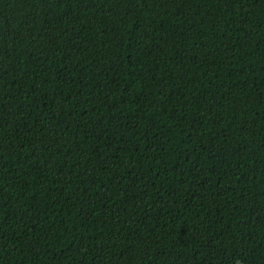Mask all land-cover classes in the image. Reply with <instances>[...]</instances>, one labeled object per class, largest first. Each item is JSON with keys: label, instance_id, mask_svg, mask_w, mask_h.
<instances>
[{"label": "trees", "instance_id": "1", "mask_svg": "<svg viewBox=\"0 0 264 264\" xmlns=\"http://www.w3.org/2000/svg\"><path fill=\"white\" fill-rule=\"evenodd\" d=\"M0 264H264V0H0Z\"/></svg>", "mask_w": 264, "mask_h": 264}]
</instances>
